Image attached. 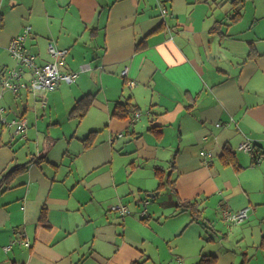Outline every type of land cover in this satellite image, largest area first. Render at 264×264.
Here are the masks:
<instances>
[{"label": "crops", "instance_id": "0c3cea01", "mask_svg": "<svg viewBox=\"0 0 264 264\" xmlns=\"http://www.w3.org/2000/svg\"><path fill=\"white\" fill-rule=\"evenodd\" d=\"M233 1L0 0V107L7 120L28 123L15 136L0 120V175L28 164L0 191V264H155L147 253L156 236L166 253L187 250L196 263L214 255L217 264H264V0H243L236 21ZM27 24L38 64L50 60L51 42L70 50L66 69L80 73L77 87L64 83L39 96L3 88L4 73L17 66L8 45ZM87 93L94 95L88 114L71 119ZM117 102L143 115L114 117ZM47 113L52 118L44 125ZM92 130L99 134L86 147ZM247 140L253 153L239 149ZM226 148L241 170L225 165ZM156 167L171 173L179 199L205 208L200 223L209 232L199 254L197 241L186 238L185 248L178 241L180 230L157 229L166 202L140 215L141 202L158 191ZM163 191L167 201L178 200L166 189L158 197ZM117 203L129 205L133 216L112 211ZM246 207L245 222L223 220L222 211ZM43 211L47 224L40 222ZM187 213L175 208L165 221ZM144 226L147 233L133 240L132 229Z\"/></svg>", "mask_w": 264, "mask_h": 264}, {"label": "built area", "instance_id": "2783aa9c", "mask_svg": "<svg viewBox=\"0 0 264 264\" xmlns=\"http://www.w3.org/2000/svg\"><path fill=\"white\" fill-rule=\"evenodd\" d=\"M166 10H163L165 13ZM33 34L31 25H25L22 31L15 37H13L8 45V51L12 59L17 63L14 68H9L1 78V85L3 88L12 91L13 93H19L20 90H27L29 92H48L57 89L61 84L72 85L78 80L80 73L77 71H67L66 63L70 50L67 48H58L54 43L48 45V55L50 60L41 64L37 63V55L29 50L27 41ZM127 70L123 72L126 75ZM134 83H131L133 85ZM5 112L3 107H0V114ZM141 117L139 112H136L133 116V121L138 120ZM2 123L14 128V135H21L27 129V120L24 118H15L7 120L4 116H1ZM122 136V134L120 135ZM253 143L249 140L242 143L239 147L241 151L251 153L253 151ZM209 154V153H204ZM211 155V154H209ZM146 206L149 204L146 201ZM111 210L124 217L131 214V210L127 205L122 203L114 204L111 206ZM148 214V209L142 211V216ZM250 215V208L246 207L239 211L224 210L223 220L230 226L239 225L245 222ZM20 242L29 247V241L15 240L12 245ZM12 245L4 247L5 251H9Z\"/></svg>", "mask_w": 264, "mask_h": 264}, {"label": "trees", "instance_id": "16d2710c", "mask_svg": "<svg viewBox=\"0 0 264 264\" xmlns=\"http://www.w3.org/2000/svg\"><path fill=\"white\" fill-rule=\"evenodd\" d=\"M233 3H234L235 10L231 14L230 20L236 21L242 16L241 7H243V0H238V1L234 0ZM1 19H2V15H0V20ZM32 93L39 96L47 92L45 93L32 92ZM93 101H94V95L92 93H87L84 96H82L80 99H78L70 112L71 119H75L76 121L81 122V120L88 114L90 107L93 104ZM136 112L137 110L134 107H132V105L129 102H126V103L117 102L114 107L112 115L114 117L128 119V118L133 117ZM4 113L1 116L5 117ZM98 134H99V131H94V130L90 131L87 134V136L83 139V144L86 147L91 146L93 142L95 141ZM253 151H254V148H253ZM253 151L251 153H253ZM252 155H253V163L255 164L260 163V160L262 159L261 158L262 155L260 153L252 154ZM221 158L223 162L225 163V165H232L237 170L242 169V166L238 164L234 156L233 150L226 148ZM27 166H28L27 163L17 165L13 167L12 169H9L5 173H2L0 175V191H2L3 188L10 189L15 179L18 177V175L26 171ZM173 166L174 165H171L172 168ZM155 174L159 178L158 191L160 192L162 189L164 190L166 189L170 193H173L178 198L175 181H170L171 173H168L167 175H165L164 169H162L161 167L160 168L156 167ZM165 204L167 207H170V206L175 207L177 210H180L181 212H189L192 216L193 222H203L204 221L203 216H204L205 208H201L199 202L195 200H181L178 198V200H171V201L166 202ZM45 218H46L45 211H43L40 222L47 224V221L45 220ZM145 219L146 218H143V220ZM260 245L264 249V237L262 238ZM131 264H148V259L136 260L132 262ZM197 264H217V257L214 255H204L200 258Z\"/></svg>", "mask_w": 264, "mask_h": 264}, {"label": "rangeland", "instance_id": "374dc122", "mask_svg": "<svg viewBox=\"0 0 264 264\" xmlns=\"http://www.w3.org/2000/svg\"><path fill=\"white\" fill-rule=\"evenodd\" d=\"M65 85H67V84H65ZM77 85L78 84H73V85H69V87L75 88V87H77ZM43 103H44V100L42 102L39 101V105L43 106L44 105ZM60 103L61 102L58 100V103L56 105L57 108H59V109H57L59 111H61V107L59 106ZM41 106H39V107H41ZM46 110H48V109H46ZM140 114L143 115V113H140ZM50 118H52L51 115L49 113H47V117L43 120V124L44 125H47V122L49 121ZM33 124H36V123H33ZM37 126H39V125H37ZM124 164H125V160H124L123 156L118 155V157H117V159L115 161V167L116 168H121ZM146 199L147 200H145V202L148 201L150 206L149 205L148 206H145V202L143 203V201H142L141 202V209L142 210L140 211V215H141V212L144 209L151 210L152 205L154 203L159 202L161 204V203L168 202L167 201L168 200L167 195H166V193L164 191L162 192L161 197H157V198H154V199H150L149 197H147ZM125 205H127V204H125ZM127 206H129V205H127ZM174 209H175V207H172V206L168 207V209H167L168 211L165 212L163 214V216H165V218H168V219L172 218L171 213L173 212ZM131 212H132V210H131ZM207 214L209 216H212L211 211H208ZM208 215H207V217L209 218ZM216 215L219 217L218 213L215 214V215H213V216H216ZM222 215H223V211H222ZM112 216H115V215H112ZM127 216H131L132 217L133 215L131 213V214L127 215ZM190 217H191V214H188L187 213V214H185V215L180 216L179 218H177V220L176 219L175 220H171L170 222H166L165 221V218L163 220H160L162 218V217H160V219L158 221H156L157 222V225H158L156 227H157L158 230H160L161 228H164L165 226L166 227H172V228H174V230H180L179 231L180 233H178V234H181V235H179L177 237L178 241H180L183 244V247L184 248L186 247L185 245L189 243V240H187L186 238L190 239L192 241V243H195L197 241V243L199 245V247H198L199 250H198V253L197 254H199L201 248H203L202 246H205V244H207V242H206V240L204 239L203 236H205L206 232H209V229H207L205 227V225H202L200 222L199 223L193 222L192 224H189ZM156 219H158V218H155V220ZM184 220H187V222H188L187 223L188 224L187 226L188 227H186V225H182V223H180V221H184ZM191 220H192V218H191ZM120 222L122 223L123 221H120ZM165 222L167 224H165ZM174 223H175V226H172ZM222 224L223 223L219 220L218 221V227L220 229L221 228L222 229L224 228V226ZM181 225H182V227H180V229H179V226H181ZM146 227L147 226H144V227H134L132 229V231H131L132 232V236H131L132 239L138 241L140 234L147 233ZM150 234H151V232L148 233V235H150ZM215 238H216V241L219 239L217 236ZM154 239H155V243H154L153 246H151L150 244H148L149 249H148L147 255L149 254V250H150V252H151L152 255H149V256H151V258H152L151 260L153 262H155V264H195L197 262V260H194V258H192L193 257L192 256V253H190V252L187 253V250H183V252H182L183 255H181V254L180 255H173L171 253H169V254L166 253V251H164V249H163L162 242L157 238V236ZM177 239H175V240H177ZM158 246H160V247L157 248ZM206 248H208V246ZM187 257H191V258H189L187 260ZM199 260L200 259H198V262H199Z\"/></svg>", "mask_w": 264, "mask_h": 264}, {"label": "water", "instance_id": "95a60500", "mask_svg": "<svg viewBox=\"0 0 264 264\" xmlns=\"http://www.w3.org/2000/svg\"><path fill=\"white\" fill-rule=\"evenodd\" d=\"M151 198H155V197H158V196H160V192L159 191H157L156 193H150V195H149Z\"/></svg>", "mask_w": 264, "mask_h": 264}]
</instances>
